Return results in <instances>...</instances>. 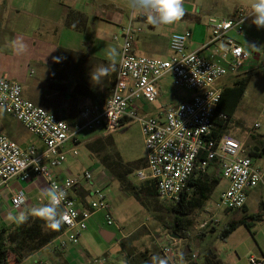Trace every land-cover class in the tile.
<instances>
[{
	"label": "built area",
	"instance_id": "2783aa9c",
	"mask_svg": "<svg viewBox=\"0 0 264 264\" xmlns=\"http://www.w3.org/2000/svg\"><path fill=\"white\" fill-rule=\"evenodd\" d=\"M250 17L240 10L231 19H209L208 40L195 50L188 49L189 31L173 33L168 39L171 56L161 60L134 53L132 45L141 29L134 27L135 18L130 16L123 29L119 65L110 96L101 106H82L78 112L80 124L73 127L25 100L17 82L1 79L0 111L37 138L43 148L39 151L33 145L21 147L0 131V199L12 179L21 182L39 180L47 188L52 184L62 188L67 196L60 208L68 219L62 224V233L57 238L60 250L78 244L88 220L97 212L103 213L107 226L120 231L112 217L109 186H94L89 170L59 182L52 169L64 163V145L80 132L101 130L110 135L125 123L133 122L140 131L145 161L134 177L138 182L153 181L160 200L177 201L194 171L206 175L216 166L220 179L227 184L218 196L216 208L225 211L243 209L248 192L262 182L264 169L253 165L240 142L228 136L213 138L211 133L224 88L222 81L236 76L250 59V54L231 36H241L243 24ZM140 18L148 21L145 15ZM112 40L117 42L119 37L114 36ZM206 51L210 56L204 55ZM166 76L171 78L174 88L190 91L193 95L175 105L160 106L153 115L143 113V105L152 106L157 102L160 82ZM217 118L225 119L222 114ZM253 128H258V124ZM70 153L77 155L75 149ZM200 154L202 158L198 160ZM82 183L84 197L75 198L71 193ZM9 201L14 210H19L26 204V195L17 190ZM212 222L216 223V220ZM206 225L204 222L200 227ZM162 255L169 262L173 260L171 244L162 248ZM195 258L196 255L191 253L188 261ZM249 264H264V257L251 258Z\"/></svg>",
	"mask_w": 264,
	"mask_h": 264
},
{
	"label": "crops",
	"instance_id": "0c3cea01",
	"mask_svg": "<svg viewBox=\"0 0 264 264\" xmlns=\"http://www.w3.org/2000/svg\"><path fill=\"white\" fill-rule=\"evenodd\" d=\"M135 12L129 7L128 0H0V80L17 82L25 100L54 114L70 127L79 125L78 112L82 106H101L111 94L119 65V46L123 29L128 25L130 16L135 18L134 27L141 29V33L136 36L132 45L136 55L141 53L140 56L153 57L163 44L157 32L158 26L147 21L146 32L141 26L142 21L138 20L140 16H134ZM185 31L190 32V39L194 38L195 27L191 30L185 27L180 33ZM114 36L119 37L117 42L112 40ZM195 41L197 43L191 46V50L197 49L206 42L205 39L199 38H195ZM166 44L168 46L167 42ZM217 46L222 45L217 44ZM110 51L114 52L112 56H109ZM204 55L210 56V52L206 51ZM109 64L114 65L115 70L104 77L100 85L92 82L91 70ZM150 107L143 105L142 112L153 115L155 111ZM4 115L8 117L4 122L5 128L9 127V122L10 124L16 122L10 116ZM5 130L10 131L11 137H15L11 127ZM91 132L104 134L101 130ZM77 137L78 135L67 142L63 148L65 160H69L70 167L63 166L64 161L62 165L52 169L59 182L67 177L81 175L73 170L76 163L84 168V155L78 158L76 148L86 143L84 144V140L80 142ZM246 139L247 137H244L243 142ZM90 141L91 139L88 140ZM39 143L37 149L40 151L43 146L40 141ZM72 149L76 150V156L71 155ZM252 162L255 167L264 169L263 165H258L253 160ZM86 170L92 172L94 186L110 187L105 170L97 159L88 163ZM226 187V182L219 177V194ZM257 187L264 190V178ZM46 188V184L39 180L21 182L12 179L8 188L2 191L0 199V228L17 226L20 221L14 218L21 212L28 216L33 207L46 204L47 199L42 194ZM83 189L82 183L71 194L79 199L83 195ZM17 190L25 193L26 204L23 208L14 210L9 199ZM249 193L244 206L245 212L248 209ZM38 199L41 202H38ZM256 213L262 216L260 222H249L252 224L250 231L253 230L255 235L257 233L255 230L264 225L262 196L254 212L245 217ZM139 228L122 235L116 227L107 226L103 213L97 212L88 220L87 229L80 234L76 246L69 245L60 250L56 239L22 260L20 264H185L183 255L181 259H175L173 247V260L169 262L163 257L162 248L168 244L160 246L158 243H150L151 247L143 246L141 249H136L125 241ZM234 250L235 259L227 257L228 254L225 256V253L214 252V259L209 261L214 264H249L251 258L264 257V239L263 243L257 244L256 247L240 244ZM245 257L248 258L245 260ZM94 260L98 262L94 263ZM199 264L206 262L204 260Z\"/></svg>",
	"mask_w": 264,
	"mask_h": 264
},
{
	"label": "rangeland",
	"instance_id": "374dc122",
	"mask_svg": "<svg viewBox=\"0 0 264 264\" xmlns=\"http://www.w3.org/2000/svg\"><path fill=\"white\" fill-rule=\"evenodd\" d=\"M183 6L185 8V15L180 21L171 26L158 27L157 32L161 37L159 39H161L163 44L160 45L159 51L153 54L154 58L161 60L169 58L171 52L166 42L168 43L171 34L180 33L185 27L190 30L194 27L196 29L193 33L194 38L191 37L190 46H188L189 50H191V46L197 43L195 38L208 40L207 22L209 19H231L240 10L246 15H248L249 11L247 0H184ZM138 15L142 14L139 12L134 13L135 17ZM141 26L147 32L146 22H142ZM242 33L241 36L233 34L231 36L242 46L244 51L250 54V59L243 65L236 76L227 77L225 81H222V86L231 87L235 81L244 80L246 81V87L230 120L225 123L226 127L222 129V135L231 137L240 143L243 142L244 137H247L242 143L245 151L248 142H251L250 136L256 139L261 138L264 146V28H257L252 23V17H250L243 24ZM138 55L140 56L141 53H138ZM160 84V96L157 102L150 107L155 112L160 106L175 105L189 99L193 95L190 91L174 88L169 76L164 77ZM7 118V116L0 112V131L4 135L21 147H23L22 145H33L37 148L40 145L37 138L27 133L16 122L13 124L9 122V127H7L12 128L11 132H13L12 134L15 137H11L9 135L10 131L8 132L5 130L7 128L4 127V122ZM254 124H258V128H253ZM98 134L99 136H97ZM77 135L80 142L84 140V144L86 143L76 148L78 158L84 155V168L76 163L73 170L82 174L88 168V163L94 162V159H97L101 163V167L105 170L110 184L112 217L119 226L121 234H127L133 229L140 227L137 232L125 240L130 245L135 246L136 249H141L143 246L151 247L150 243H158L160 246L162 244H171L175 250V259H181L184 248L189 244L192 254L196 255V258L192 262L188 261L189 259L185 261L188 262L187 264H199L203 263L204 260L207 262L208 255L214 252L216 254L225 253V256L228 254L227 257L235 259L234 248L236 246L242 244L256 247L257 244L263 243L264 225L255 230L257 232L256 235L253 234V230L248 231L244 226H240L226 240L219 238L220 231L228 223L242 219L254 212L260 196L264 198V190L260 187H257L250 193L248 192V209L246 212H243L242 210L225 211L216 208L215 204L219 196L217 186L212 191L209 200L204 204L203 208L193 210L189 214L188 220L191 221L190 240L176 238L173 234H169L166 231V228H171L172 226V214L160 209H150V202L154 201L153 198L146 201L143 195H139V199L136 200L133 196L127 195L125 193V186H122L120 181L116 179L118 174L129 173L127 174V179L134 186H145V184H139L134 177L135 171L142 166L140 160L143 158L142 138L137 124L127 122L119 130L110 135L88 130H84ZM101 137H106V139L101 143L95 142ZM90 139L91 141L88 142ZM92 143L91 151H88L86 145ZM249 146H252V144H249ZM258 158L260 160L255 158L253 161L258 165L264 166V154ZM68 162L69 160L66 159L63 166L69 165L70 167ZM214 170L216 169L210 168L207 173L210 174ZM128 189L127 187L126 190ZM33 201L31 202L33 203ZM158 203L159 205H169V202L164 200H159ZM213 220H216V223L212 222ZM204 222H207V225L201 228L200 226ZM200 233L202 235H199ZM116 236L118 238L117 234ZM247 258L245 257V260Z\"/></svg>",
	"mask_w": 264,
	"mask_h": 264
},
{
	"label": "trees",
	"instance_id": "16d2710c",
	"mask_svg": "<svg viewBox=\"0 0 264 264\" xmlns=\"http://www.w3.org/2000/svg\"><path fill=\"white\" fill-rule=\"evenodd\" d=\"M245 87L246 81L239 80L235 81L231 87L225 86L223 88L220 101L216 108V116L212 121L211 136L213 138L223 136L222 129L226 127L225 123L230 120L245 92ZM218 114H222L225 119L223 121L219 120L217 118ZM249 138L251 142L247 141V149L245 148L246 153L245 151L244 153L252 160L261 157L264 154L263 141L261 138L256 139L253 136ZM104 139H106V137H101L95 142L101 143ZM249 144H252V146H249ZM92 145L93 143L87 144L86 149L91 151ZM201 158L202 154L199 155L198 160ZM140 161L142 162L141 168H143L145 161L143 158ZM212 168L216 169L217 167L214 166ZM214 171L206 175L200 173L196 174L194 171L187 181L186 188L179 194L177 201L169 202V205H159L158 201L160 199H158L156 194L155 183L153 181L147 180L139 182V184H145V186L141 187L140 185L137 187L127 179V174L129 173L118 174L116 179L120 181L122 186H125V193L127 195L133 196L136 200L139 199V195H143L146 201L153 198L154 201L150 202V209H160L172 214V226L171 228H166V231H168L169 234L177 235L180 239L189 241L191 221L188 220V216L193 210L203 208L204 204L209 200L212 191L218 186L219 175L217 170ZM215 173H217V175ZM127 187L129 188L128 190H126ZM83 197L84 194L80 198ZM241 210L245 212V207ZM261 217L259 213H256L239 220L231 221L220 231L219 238L221 240H226L240 226H244L250 231L252 224H249V222H260ZM62 230V226L59 231L46 228L45 221L31 214L28 215L26 221L20 222L13 228H0V264H20L22 260L56 240L61 235ZM199 235H202V233ZM186 247H188L189 254L184 256V260H187L192 253L190 245L187 244ZM211 259H214L213 254L208 255L206 259L207 262L205 261L206 264H210L211 261L209 260Z\"/></svg>",
	"mask_w": 264,
	"mask_h": 264
},
{
	"label": "clouds",
	"instance_id": "9594fccd",
	"mask_svg": "<svg viewBox=\"0 0 264 264\" xmlns=\"http://www.w3.org/2000/svg\"><path fill=\"white\" fill-rule=\"evenodd\" d=\"M129 7L134 11L145 15L148 22L154 26H171L185 15L184 0H128ZM249 9L248 16L252 17V23L257 28H264V0H247ZM114 52L110 51L109 56ZM194 59V58H193ZM114 65H100L90 72V79L96 85H100L104 77L114 71ZM47 203L33 207L31 215L45 221V227L59 231L68 216L61 210L60 206L67 196V193L56 184H52L42 192ZM14 219L20 222L26 221L28 216L21 212Z\"/></svg>",
	"mask_w": 264,
	"mask_h": 264
},
{
	"label": "water",
	"instance_id": "95a60500",
	"mask_svg": "<svg viewBox=\"0 0 264 264\" xmlns=\"http://www.w3.org/2000/svg\"><path fill=\"white\" fill-rule=\"evenodd\" d=\"M139 20L143 22L145 19H144V18H140ZM173 235H174L176 238H179V237L176 236L175 234H173ZM188 254H189L188 247H185L182 255H183V257H184V256H187Z\"/></svg>",
	"mask_w": 264,
	"mask_h": 264
}]
</instances>
